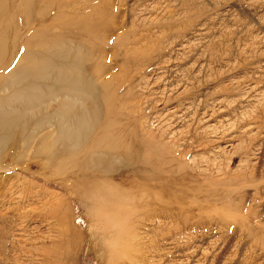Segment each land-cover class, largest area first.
I'll return each instance as SVG.
<instances>
[{
    "label": "rangeland",
    "instance_id": "1",
    "mask_svg": "<svg viewBox=\"0 0 264 264\" xmlns=\"http://www.w3.org/2000/svg\"><path fill=\"white\" fill-rule=\"evenodd\" d=\"M65 1L108 26L86 61L126 92L130 200L100 209L49 175L30 193L46 199L10 189L0 264H83L90 244L93 264H264V0Z\"/></svg>",
    "mask_w": 264,
    "mask_h": 264
},
{
    "label": "bare ground",
    "instance_id": "2",
    "mask_svg": "<svg viewBox=\"0 0 264 264\" xmlns=\"http://www.w3.org/2000/svg\"><path fill=\"white\" fill-rule=\"evenodd\" d=\"M65 3L8 0L0 11V181L4 184L0 202L7 208L15 201L10 189L28 194L23 205L34 198L46 199V190L30 194L34 180L46 175L57 177L53 186L80 191L83 203L91 201L100 209L109 211V204L130 200L121 190L127 163L119 165L124 161L118 157L126 147L121 101L126 92L120 84H112L114 77L90 70L86 61L85 46L96 44L97 33L106 32L108 26L101 12L93 11V4L80 15H65ZM17 167V173H10ZM17 175L23 177L18 184ZM64 202L59 198L55 204ZM43 217L60 221L63 214L50 212ZM91 223L86 235L92 240ZM92 250L93 245H88L83 264H93Z\"/></svg>",
    "mask_w": 264,
    "mask_h": 264
}]
</instances>
